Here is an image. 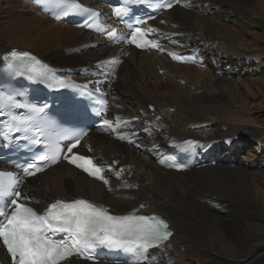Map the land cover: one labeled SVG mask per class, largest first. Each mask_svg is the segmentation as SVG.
Instances as JSON below:
<instances>
[{"label":"bare ground","instance_id":"6f19581e","mask_svg":"<svg viewBox=\"0 0 264 264\" xmlns=\"http://www.w3.org/2000/svg\"><path fill=\"white\" fill-rule=\"evenodd\" d=\"M78 1L99 9L121 39L55 21L33 0H0V56L12 48L33 53L103 92L110 117L137 120L114 134L92 131L80 144L98 163H118L104 175L107 184L61 159L18 187L21 202L45 211L57 200L86 199L114 215H162L174 233L143 264H264V176L258 179L255 160L239 154L254 140L250 152L264 168V120L251 117L242 99L259 92L252 83L264 85V0H180L151 22L163 49L198 51L193 65L129 47L108 5ZM250 74L258 77L250 81ZM132 132L138 135L127 141ZM185 140L197 142L193 167L162 168L158 159ZM9 168L0 162V169ZM0 264H9L1 247Z\"/></svg>","mask_w":264,"mask_h":264},{"label":"snow or ice","instance_id":"6c2138e0","mask_svg":"<svg viewBox=\"0 0 264 264\" xmlns=\"http://www.w3.org/2000/svg\"><path fill=\"white\" fill-rule=\"evenodd\" d=\"M65 15L73 12H87L77 0H68ZM171 8L172 4L165 5ZM126 9L117 7L115 14L122 16ZM94 23H85L84 27H95L97 31H103V26L92 14ZM59 19V17H57ZM115 36V32L108 33ZM144 32L140 28L135 29V34L131 37V42L137 47H143L148 41H143ZM143 41L138 42L137 38ZM152 47H157L152 43ZM173 55L174 59H180ZM28 53L21 57H28ZM31 62L26 66L28 78L30 80H41L46 78V66L35 57H31ZM118 61H113L117 63ZM63 87V82H60ZM4 108H26L31 115L20 116L11 115L8 125V132L25 131L30 132L35 129L37 135L32 138L34 144H41L39 138L45 132L38 123L41 108L20 104L13 95L0 93V114ZM103 124L108 128H113V122L104 120ZM7 136V133H0ZM87 133L76 135L68 145L67 153H73L80 141ZM189 145L195 142H186ZM62 149L55 140H50L46 145L44 154L35 157L37 162H50L55 164L61 158ZM70 163L83 169L89 175L104 179L103 169L99 167L91 158L82 155H72L71 158L65 155ZM25 170V175H35L42 170L38 163H33ZM119 175V173H117ZM21 181L12 172H0V202H4V207L0 208V241L6 246L11 254L13 264H61L62 261L74 255L89 257V252L98 247L123 250L128 253L139 254L141 250H146L152 246L162 245L171 236L167 230L168 226L163 221H153L144 216H115L111 215L107 209L98 207L95 204L84 200L76 199L70 202L57 200L52 203L44 214H38L31 207L19 203L21 193L15 190ZM11 207V211L7 209ZM64 233L67 239L56 240L52 234Z\"/></svg>","mask_w":264,"mask_h":264},{"label":"rangeland","instance_id":"374dc122","mask_svg":"<svg viewBox=\"0 0 264 264\" xmlns=\"http://www.w3.org/2000/svg\"><path fill=\"white\" fill-rule=\"evenodd\" d=\"M198 13H200V12H198ZM256 18V17H255ZM256 19H258V18H256ZM127 57V56H126ZM126 59V58H125ZM203 69H205V66L203 65V66H201ZM98 70H100L99 68H98ZM104 75H108L109 76V73L108 72H106V73H104ZM159 75H162V72H159ZM236 75V79L238 80V79H240L239 77H238V74H235ZM252 75H253V77H252ZM220 76V75H219ZM230 76V74H228V78H230L229 77ZM256 77H258V75L256 76V75H254V74H250L249 76H248V80H252V79H254V78H256ZM162 81H164V79H162ZM253 84V86L252 87H255L256 89H258L259 90V92L256 94V96L255 97H253V98H249V97H243L242 99H243V101L245 100V102L247 103L246 105H248V106H246L247 107V109L248 110H250V111H253L252 112V114H250L251 115V117H253V118H255V119H257V121H262V120H264V116H263V112H260L261 110H262V102H263V100H264V85H262L263 83L262 82H260V81H257V82H254V83H252ZM256 103V104H255ZM254 106H253V105ZM251 106V107H250ZM256 106V107H255ZM254 107V108H253ZM260 107V108H259ZM253 108V109H252ZM261 114V115H260ZM263 118V119H262ZM254 144V140H250V141H247V142H245L244 144H243V146L240 148V151H239V154H241L240 156L241 157H247L248 158V156H249V159H253V160H255L254 161V166H251V167H254V169H255V171H256V173H258V175H257V178L258 179H260V178H263V176H264V168L263 167H261V162L262 161H260L259 159H257V158H254V153H253V151H251L250 152V149L252 148V145ZM251 157V158H250ZM130 215H139V214H133V213H129ZM143 214H150V213H143ZM178 263V262H177Z\"/></svg>","mask_w":264,"mask_h":264}]
</instances>
